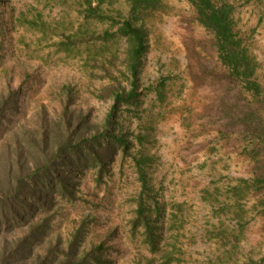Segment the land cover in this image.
Returning a JSON list of instances; mask_svg holds the SVG:
<instances>
[{
	"label": "rangeland",
	"instance_id": "rangeland-1",
	"mask_svg": "<svg viewBox=\"0 0 264 264\" xmlns=\"http://www.w3.org/2000/svg\"><path fill=\"white\" fill-rule=\"evenodd\" d=\"M90 1L107 19L97 20L85 0H0V93L16 96V111L0 127L3 182L6 144L17 132L64 112L101 125L113 104L111 91L130 89L125 40L97 39L116 31L119 23H111L126 18L128 1ZM215 1L233 8L234 30L257 63L260 93L248 91L220 62L213 33L198 23L187 0H163L146 12L138 21L147 40L137 81L142 95L115 117L128 154L116 155L100 181L85 173L72 200L47 201L29 222L48 225L34 253L54 244L64 251L79 232L78 251L103 242L105 264H164L171 245L177 258L171 264L264 258V183H257L264 176V0ZM140 158L150 187L146 198L162 212L159 252L152 253L142 228L131 224ZM235 186L243 189L241 199ZM27 225L6 234L22 235Z\"/></svg>",
	"mask_w": 264,
	"mask_h": 264
},
{
	"label": "trees",
	"instance_id": "trees-1",
	"mask_svg": "<svg viewBox=\"0 0 264 264\" xmlns=\"http://www.w3.org/2000/svg\"><path fill=\"white\" fill-rule=\"evenodd\" d=\"M129 11L119 23L116 31L102 32L97 39L106 41L112 38L124 39L126 43V72L130 77V89H113V104L109 114L101 125H90L87 116L79 113H65L55 120H45L35 130L23 129L8 141V161L3 165L5 181L0 175V264H105L107 248L103 242L93 244L89 249L78 251L79 232L69 240L63 251L58 244L46 248L44 254L34 253V245L47 234V223H29L36 214L47 205L54 196L72 200L78 179L93 171L100 181L110 169L116 155L128 154V142L125 135L116 131L115 117L123 106H135L142 95L137 84L142 59L147 51L145 30L138 21L146 12L159 9L163 0H127ZM195 9L197 21L210 30L215 38V46L220 62L232 76L242 81L245 88L253 94L260 93V86L254 79L257 63L249 54L242 39L236 34L233 8L229 3L215 0H187ZM88 9L97 20L106 17L98 14L90 0H85ZM65 42H62L63 45ZM16 96L12 92L0 93V127L2 119L8 113H14ZM9 121V119H6ZM91 131H93L91 133ZM91 133V134H90ZM89 134V135H88ZM11 154L14 158H11ZM11 158V159H10ZM145 158L136 160L139 166L141 191L137 200L132 227L142 228V242L150 251L159 252L160 228L156 225L161 217L157 203H149L150 190L146 174L141 167ZM244 189H249L247 180ZM264 183V176L257 179ZM234 195L241 199L244 195L241 187L233 188ZM241 217V216H238ZM28 224V225H27ZM27 225L22 235L9 237L6 232ZM20 235V236H18ZM59 243V242H58ZM163 255L164 264H171L175 258L176 247L171 245ZM235 264H264V258L258 261L248 260Z\"/></svg>",
	"mask_w": 264,
	"mask_h": 264
}]
</instances>
